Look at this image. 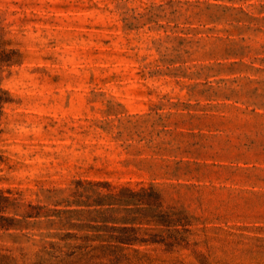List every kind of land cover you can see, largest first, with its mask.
I'll use <instances>...</instances> for the list:
<instances>
[{
	"label": "rangeland",
	"instance_id": "rangeland-1",
	"mask_svg": "<svg viewBox=\"0 0 264 264\" xmlns=\"http://www.w3.org/2000/svg\"><path fill=\"white\" fill-rule=\"evenodd\" d=\"M0 264H264V0H0Z\"/></svg>",
	"mask_w": 264,
	"mask_h": 264
}]
</instances>
